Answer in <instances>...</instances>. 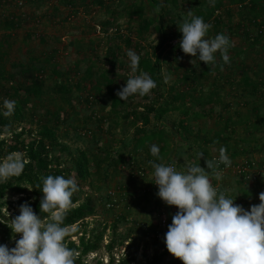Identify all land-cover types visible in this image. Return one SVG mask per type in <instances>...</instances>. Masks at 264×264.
Returning a JSON list of instances; mask_svg holds the SVG:
<instances>
[{"label":"rangeland","instance_id":"374dc122","mask_svg":"<svg viewBox=\"0 0 264 264\" xmlns=\"http://www.w3.org/2000/svg\"><path fill=\"white\" fill-rule=\"evenodd\" d=\"M132 1L136 0H107L106 4L102 6L98 3V0H73L72 6H69L66 0H24L23 6H20L17 0H7V2L0 0V43H2L0 53L4 56L0 60V65L6 73L4 78H1L0 75L2 85L8 87L20 82L24 83L30 77V73L25 74L24 69L29 68L31 64H36L37 67L42 68L41 75L45 82L44 94L40 99H37L38 104L33 107L32 105L29 106V110L26 112L28 114L27 119L21 123H15L14 128L20 130L21 126H26L35 133L40 127V119H48L62 141L68 143L74 150L88 149L91 158L97 147L103 150L118 151L133 137L136 125L134 126L130 121L125 120L121 115L113 113L110 100L107 99L106 94L102 92L95 95V90L92 89L100 78V72L111 67L106 61L108 47L111 44L113 46L119 45L120 61H123L126 66L129 65L126 53L130 49L134 50L135 44L129 47L123 39L134 35L132 33H135L136 29L139 28V22L136 19L130 22L127 16L118 18L116 27H122L123 29L119 40L111 39V34L115 33L114 30L104 31V22L113 17L108 9L112 11L119 9V12L122 13L124 7L131 4ZM176 1L175 4L172 0H157L179 21L186 18L188 11L195 15L196 9H202L199 6L204 2V0H195L197 2H193L194 0ZM145 3V17L153 19L158 14L157 10L147 0H145ZM224 4H226L224 9L227 7L231 9L234 24L244 21V15L241 17L238 14L243 7L238 5L237 1L225 0ZM222 17L228 21L226 13L223 12ZM7 18L19 21L20 26L13 30H6L4 26ZM165 25L168 28V33L175 30V27L170 26L168 22H165ZM248 28L246 31L244 28L240 30L236 28L233 33L229 34L230 47L228 55L234 64V77L237 81L243 76V70H247L251 78L257 79L256 73L264 67V38H258L257 26L251 25ZM223 31L227 32L229 30L224 27ZM214 36V32L210 30L208 37ZM145 37L146 40L142 44L151 51L158 41L159 33L151 27L146 32ZM254 37L255 40H252ZM132 39L135 42V37ZM167 57L168 59L162 62V67L168 85H172L181 78V75L185 74L187 69L193 68L197 64L200 65L198 57L194 58L187 55L175 59L170 54H167ZM191 60H193V65L190 63ZM90 65H94V75L92 78L87 79L85 78L86 71ZM8 74H14L13 84L6 80ZM130 75L131 73H129ZM209 80L208 83L203 84V90L209 92L215 89L217 85L220 88L221 101L215 104V111L212 116L191 118L190 123L196 133L201 131L205 137L211 139L216 132L223 128L224 122L217 118L223 104L228 101L232 103L228 111L223 110L224 117L228 113L230 116L233 115L236 110H239L241 114H248L251 113V109L250 105L245 103L246 98L242 96V90L236 83L231 84V82H226L221 78L213 79L211 77ZM214 80L216 84H212ZM121 81L126 83L123 78H121ZM62 84L72 88L70 98L57 90L58 86ZM178 87L183 88V85L178 84ZM89 94L94 95L91 104L85 100V97ZM98 97H104V103L98 102ZM134 100V103L141 101L145 103L140 97ZM129 107H134V104L130 101L127 104V109ZM31 109L35 111L34 117L31 116ZM49 112L50 114H47ZM233 116L235 117V114ZM180 118V113L171 112L164 120L167 129L175 135L172 143L174 145L173 151L175 148H182L191 154H195V151L190 150L188 144L183 143L181 135L177 134V124ZM85 130H92V137H84L83 140L77 141L75 134L77 132L83 133ZM247 132L245 126L240 124L234 138L248 137ZM255 134L259 140L255 142L254 146L252 145L255 151L250 154L251 158L257 160V163H261L264 162V130L257 131ZM2 137L10 139L8 134H3ZM201 144H196V147H194L197 152L202 151ZM229 145L234 149L242 145L248 147L249 151L251 150L249 144L244 143L242 140L238 141L237 144L232 140ZM208 147L212 155L217 153V146L211 144ZM150 154L146 150L137 154L140 168L137 164L127 163L119 171L111 170L106 178L102 174L91 176L90 181L79 187V190L82 191H78L81 202L84 201L86 193L96 197L95 215L86 220L89 229L92 226L97 227L104 223L113 224L120 214L127 216L125 222L119 223L118 232L119 237H124L127 236L130 229H133L131 237L139 244L137 250L139 258L131 264H149V258L152 257L153 249L151 245L154 236L144 233V227H154L156 225L161 227V224L165 221L168 228L172 222V216L178 211L176 207L166 205L155 193L158 192V186L154 184V170L148 164L149 160H153V156H150ZM244 158H246L245 155L240 156L236 160L238 161L237 165L241 164L245 160ZM197 160L196 157L185 156L183 161L180 162L177 155L171 154L168 159L162 158L159 162L166 165L172 162L176 165L178 171L183 172L186 171L189 164H197ZM132 172L135 174V178H132ZM72 178H75V173H72ZM212 183L218 190L224 191L227 196L233 199L236 198L235 201L246 210L250 209L251 205L259 204V194L264 192V174L257 180L245 183L240 181L237 173L231 169L221 176L220 180L213 177ZM112 191H116L119 202L117 206L108 211L102 202V196H106ZM19 197L15 196L12 200H17ZM4 211L6 212V208H4ZM12 212L13 210L9 213ZM84 228L85 224H76L69 227V231L72 233ZM110 234L111 231L108 230L102 248L97 252L90 253L85 258L86 263L96 264L98 260H102L104 264H108L111 257H113L114 264H119L123 258L131 255L128 242H125L122 248L119 246L114 248L112 253L109 254L106 245L110 241ZM79 237L80 234L74 236L72 241L78 243ZM19 238L20 236L5 242L4 245L12 248L15 246V240ZM148 244H150L149 247ZM175 259L168 253L162 264H172Z\"/></svg>","mask_w":264,"mask_h":264},{"label":"trees","instance_id":"16d2710c","mask_svg":"<svg viewBox=\"0 0 264 264\" xmlns=\"http://www.w3.org/2000/svg\"><path fill=\"white\" fill-rule=\"evenodd\" d=\"M7 2V0H3ZM69 6H72L73 0H66ZM107 0H98V3L102 6L106 4ZM175 4L176 0H172ZM237 1L241 7H243L238 14L243 17L244 21L234 24L231 9L229 7L224 9L226 4L225 0H204L199 6L202 9H196L195 16H200L206 23L211 25V29L214 35L223 33L229 37L230 33H233L235 29L248 30L251 25L257 26L258 38H264V0H234ZM147 2L157 10V16L153 19H147L145 17V0L132 1L124 7L122 13L119 9L111 12L113 16L110 20L104 22L105 30H114L115 33L111 34V39L119 40L121 38L123 29L122 27H116L118 18L127 16L129 21L133 22L136 19L139 22V28L136 29L134 35L123 39L125 44L129 47L135 44L134 52L140 56L139 71L147 72L151 78L156 82L157 87L154 88L150 95L140 97L138 95L130 96L126 101H122L116 95L117 91L126 86L125 81H121V78L127 81L129 73H131L129 65H125L123 61H120L119 45L108 47L106 54V61L111 65L108 70L100 72L99 79L93 85V90L96 94L104 92L107 99L110 100L111 110L116 115H121L125 120L130 121L134 126L136 125V131L133 137L128 140L120 150H103L97 147V150L93 152L92 158L90 157V151L88 149H72V147L61 140L54 126H52L48 119L41 118L40 127L34 133L33 130L28 129L26 126H21L20 130L14 128L15 123H21L27 119L28 107L38 104L37 99H40L44 94L45 82L42 77V68L37 67L36 64H31L29 68L24 69L25 74L30 73V77L24 83H17L16 85L8 86L2 85L0 81V162L3 161L11 153H20L22 157L27 161L22 174L16 177L10 178L7 182L0 183V245H4L14 238L19 237V234L13 236L12 230L7 226L11 223V219L19 215L20 205L27 202L37 215H41L42 218H46V213L40 212V201L42 199V192L37 189L42 188L41 177H47L48 175H63L65 178H72V173H75V180L78 187L82 184L90 181L91 176L102 174L104 178L108 177L110 171H119L122 166L127 163L140 165L137 154L146 150L150 152L152 145H157L160 149V155L162 158L168 159L171 154L177 155V159L182 162L185 156L191 158H197V151L194 149L196 144L202 145V151L204 157L201 160H197L201 166L206 167L205 160L218 157V151L212 155L209 147L211 144L217 146V150L221 146L227 148V154L229 155L234 166L240 156L245 155L246 158L241 163L243 165L252 166L253 163H257L256 159L251 158L252 152L255 151L254 145L259 139L256 137V132L264 130V67L259 69L256 73L257 79H253L248 74L249 72L243 70V76L237 81L234 77L235 68L231 61L224 64L219 53L216 54V65H206L200 61L197 66L187 69L185 74L181 75L177 81L172 85H168L165 80L162 62L167 60V54L172 55L175 59H178L185 55L179 47V42L182 39V33L178 30L179 25L183 22L171 12H168L162 3L157 0H147ZM197 2V1H193ZM223 12L228 15V21L222 17ZM168 22L170 26L175 27L172 33H168V28L165 25ZM20 22L8 18L4 28L6 30H13L20 26ZM151 27L159 33L158 41L156 45L150 50L146 48L142 43L146 40L145 34ZM227 28L229 31L224 32L223 29ZM209 30V31H210ZM11 32V31H10ZM133 36V37H132ZM135 37V42L133 41ZM45 41L44 39H42ZM41 40V41H42ZM255 40V37L252 38ZM259 40V39H258ZM257 40V41H258ZM176 42V43H174ZM2 43H0V46ZM245 51V50H244ZM241 53V52H240ZM4 58L0 53V60ZM93 66L90 65L86 71L85 78L93 77ZM126 66V67H125ZM222 68V70H221ZM34 71V72H33ZM0 75L4 78L6 73L3 71L0 65ZM222 79L231 84L236 83L241 88V94L245 99V103L250 105L251 113L241 114L239 110H236L235 117L228 115L224 117V111H228L232 103L228 101L223 104L221 112H218L217 118L223 121V128L216 132L213 138L208 139L203 133L194 130V127L190 123L191 118H203L210 117L214 114V106L221 101L220 88L216 85L215 89L206 92L203 90V84L208 83L209 79ZM14 74H8L6 80L13 84ZM212 84H216L215 80ZM178 84L183 85V88H179ZM57 90L67 95L69 98L72 95V88L67 85L58 86ZM140 97L143 101L134 103V99ZM15 101L14 112L5 116L4 112V100ZM94 95H88L85 100L92 103ZM69 100V99H67ZM98 102L104 103V97H98ZM133 103L134 107L127 109V104ZM208 107V108H206ZM4 108V109H3ZM223 111V112H222ZM34 109H31V116L34 117ZM171 112H178L181 115L179 123L177 124V134L181 135V140L185 145H189L190 150L195 151V154L189 153L182 148H175L172 145L175 135L167 129L164 124V120ZM55 113V112H53ZM47 114H50L47 113ZM102 122V120H100ZM243 124L247 129V136L238 139L234 138L237 133V127ZM99 126V125H98ZM3 134H8L10 139L2 137ZM93 135L92 130H85V132H77L75 134L76 140L81 141L84 137L90 138ZM254 136V137H251ZM242 140L244 143H248L251 150L248 147L242 145L237 146L235 149L231 147L230 141ZM9 141H11L9 143ZM9 143V144H8ZM97 144V143H96ZM253 145V146H252ZM99 146V145H98ZM249 151V152H247ZM151 156V154H150ZM153 160H156L153 157ZM159 162V161H157ZM246 162V163H245ZM172 162H169V164ZM174 164V163H172ZM264 165V162L260 163ZM175 165V164H174ZM176 166V165H175ZM140 168V166L138 167ZM225 166L221 164L219 171L224 169ZM211 174V170H209ZM132 178H135V174L131 173ZM240 181L245 183L251 182L250 180H243L239 177ZM32 189V190H29ZM82 191V190H79ZM156 194L158 192H155ZM248 194V193H247ZM125 195V193H124ZM20 196L17 200H12L13 197ZM72 206L67 212L63 225L66 227H72L76 224H85V228L82 230H76L70 233L67 238L68 246L78 252V257L75 264H89L85 262V258L93 252H97L103 246L107 231H111L110 241H108L106 248L109 254L112 253L114 248L123 247L125 242H128V247L131 249V255L127 256L119 262V264H131L138 260V248L139 244L136 243L131 237L133 229L127 236L119 237L118 227L120 222H125L126 215L120 214L117 216V220L108 225L107 223L100 224L97 227H91L86 221L89 217L95 215L97 207V201L95 195L86 193L84 201L81 202L80 194L76 192L72 197ZM111 201V194L102 196V202L105 208L107 203ZM238 204L236 201H234ZM240 205V204H239ZM6 208V212L4 211ZM13 210L10 214L9 212ZM9 213V214H8ZM144 233L153 235L154 240L152 242L153 254L149 258V264H162L164 257L169 253L164 241L165 234L162 237L160 226H145ZM80 234L79 242L72 241L74 236ZM151 244V243H150ZM148 244V247L150 246ZM96 264H104L102 260H98ZM108 264H114V258ZM172 264H183L179 259H175Z\"/></svg>","mask_w":264,"mask_h":264},{"label":"clouds","instance_id":"9594fccd","mask_svg":"<svg viewBox=\"0 0 264 264\" xmlns=\"http://www.w3.org/2000/svg\"><path fill=\"white\" fill-rule=\"evenodd\" d=\"M210 28L202 17L188 11L178 28L182 33L180 49L206 65H216L217 53L224 64L230 63L229 37L219 33L209 38ZM126 55L131 75L116 95L122 101L150 95L156 82L147 72L136 74L140 63L136 52L130 49ZM190 63L193 65V60ZM4 108V115H11L15 101L4 100ZM150 152L156 158L148 164L154 170L157 195L166 205L178 209L164 237L173 257L183 264H264V192L259 194L260 203L246 210L212 183L213 177L221 179V164L231 166L225 146L219 147L217 158L205 160L206 167L189 164L183 172L175 165L157 162L162 160L157 145H152ZM196 155L198 160L204 157L203 152ZM26 163L20 153L9 154L0 162V182L22 174ZM41 180L42 188H37L42 192L39 207L47 217L37 215L27 202L20 205L19 215L7 224L13 236L19 234L20 238L12 248L0 245V264H75L79 254L68 246L70 231L63 220L73 195L79 191L77 182L63 175H48Z\"/></svg>","mask_w":264,"mask_h":264},{"label":"built area","instance_id":"2783aa9c","mask_svg":"<svg viewBox=\"0 0 264 264\" xmlns=\"http://www.w3.org/2000/svg\"><path fill=\"white\" fill-rule=\"evenodd\" d=\"M17 3L18 5L23 6L24 0H17ZM168 165H174V164L170 163ZM231 169L234 170V172L237 173L238 177L242 178L243 180H250V181L257 180L259 177L262 176V174H264V165H261L260 163H253L252 166L250 165L248 166L246 164L243 165L242 163L237 165L236 163L234 166L231 165L230 167H225L224 169L220 170L221 176H223L227 171ZM110 194H111V201L107 203V208L112 209L118 205L119 199L117 197L116 191H112L110 192ZM167 230H168L167 224L164 221L161 224L159 230L161 234L158 233V236L162 237L164 234H166Z\"/></svg>","mask_w":264,"mask_h":264}]
</instances>
